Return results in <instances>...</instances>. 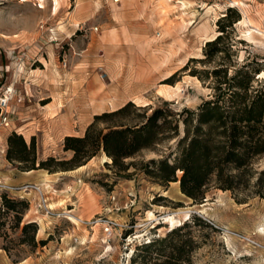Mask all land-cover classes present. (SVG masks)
Returning <instances> with one entry per match:
<instances>
[{"label": "rangeland", "instance_id": "374dc122", "mask_svg": "<svg viewBox=\"0 0 264 264\" xmlns=\"http://www.w3.org/2000/svg\"><path fill=\"white\" fill-rule=\"evenodd\" d=\"M228 8L241 22L224 35L218 58L232 65L230 72L249 61L264 69V0H0V97L9 99L3 111L8 126L0 125V180L20 186L11 180L27 172L21 169L26 164L6 158L11 134L27 145L33 140L37 167L50 157L70 160L65 137H83L95 116L129 102L181 112L211 99L208 83L189 71L212 70L220 61L198 60L221 34L217 22ZM176 141L125 160L134 164L127 172L112 169L103 153L71 171L32 170L41 179L34 184L47 188L48 205L70 211L71 221L36 214L34 194L21 199L0 191V264H139L130 259L137 247L173 229L163 220L167 215L181 221L175 228L198 216L215 229L191 224L190 264H264V200L239 203L231 192L209 188L197 204L178 182L161 186L145 175L140 163L168 156ZM255 168H264V157ZM5 199L15 200L13 210ZM182 211L189 213L177 215ZM100 215L127 227L104 242L100 227L89 231L73 223ZM30 223L36 232L24 230Z\"/></svg>", "mask_w": 264, "mask_h": 264}, {"label": "trees", "instance_id": "16d2710c", "mask_svg": "<svg viewBox=\"0 0 264 264\" xmlns=\"http://www.w3.org/2000/svg\"><path fill=\"white\" fill-rule=\"evenodd\" d=\"M237 22H241L238 12L228 8L217 22L221 34L206 43L205 58L198 60L220 61L212 70L189 71L190 76L208 83L212 90L211 99L195 111L173 112L166 104L155 109L137 108L129 102L113 112L95 116L83 137H65L63 149L73 153L68 161L50 157L36 167L33 140L27 145L16 134L7 139V160L26 164L21 169L27 172L43 169L52 174L75 170L103 153L111 160V168L121 173L134 165L126 164L125 160L142 152L158 153L163 142L177 139L175 151L168 156L140 163L151 180L161 186L178 182L181 193L197 204L202 203L209 188L229 191L239 203L251 197L264 200V168L260 171L255 168L257 160L264 157V77L257 78L264 69L260 63L254 62L252 66L249 61L239 66L236 63L237 67L233 66L230 72L232 65L218 58L225 51L221 46L224 35ZM227 48L230 51V46ZM193 61H188L182 70H188ZM239 194L244 199H238ZM4 203L9 210L16 204L15 200L6 199ZM191 224L215 231L211 224L192 216L163 238L143 241L135 250L138 253L130 257L131 262L139 259V264H190L194 242L187 234ZM28 228L36 232L35 223L24 226V230ZM30 244H35L34 237Z\"/></svg>", "mask_w": 264, "mask_h": 264}, {"label": "built area", "instance_id": "2783aa9c", "mask_svg": "<svg viewBox=\"0 0 264 264\" xmlns=\"http://www.w3.org/2000/svg\"><path fill=\"white\" fill-rule=\"evenodd\" d=\"M9 106V99L6 96L0 97V125L8 126V118L3 113L4 110H7ZM45 186L42 184L27 183L20 186H10L0 180V191L2 192H13L21 195V199L28 197L31 194L36 196L35 203V213L41 212L45 218L55 220V219H66L71 221L70 211L65 212H56L48 205L49 198L46 193ZM76 226L80 225L89 231H93L95 227H100L104 235V242H108L115 237V234L118 230H122L127 226L124 224H119L116 220L105 217V216H96L90 220H81L76 219V222H73Z\"/></svg>", "mask_w": 264, "mask_h": 264}, {"label": "crops", "instance_id": "0c3cea01", "mask_svg": "<svg viewBox=\"0 0 264 264\" xmlns=\"http://www.w3.org/2000/svg\"><path fill=\"white\" fill-rule=\"evenodd\" d=\"M37 171H30L26 172V176L21 179V180H11L13 185H20V184H25V183H38L41 181L39 175H34L33 173H36Z\"/></svg>", "mask_w": 264, "mask_h": 264}, {"label": "bare ground", "instance_id": "6f19581e", "mask_svg": "<svg viewBox=\"0 0 264 264\" xmlns=\"http://www.w3.org/2000/svg\"><path fill=\"white\" fill-rule=\"evenodd\" d=\"M117 1H120V0H116V2ZM184 213L188 214L189 212L182 211V212L177 213V215L184 214ZM151 217L154 218L155 221H157L156 217L153 214H151ZM163 220L165 221L166 224L170 225L173 229L177 226V224L181 222L179 220H176L174 215H167L166 217H164Z\"/></svg>", "mask_w": 264, "mask_h": 264}]
</instances>
